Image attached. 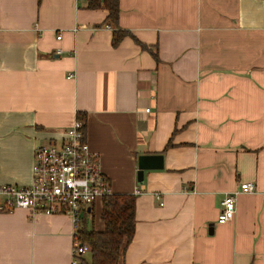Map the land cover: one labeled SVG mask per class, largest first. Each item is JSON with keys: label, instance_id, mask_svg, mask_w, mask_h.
Instances as JSON below:
<instances>
[{"label": "crops", "instance_id": "obj_1", "mask_svg": "<svg viewBox=\"0 0 264 264\" xmlns=\"http://www.w3.org/2000/svg\"><path fill=\"white\" fill-rule=\"evenodd\" d=\"M107 15L0 0V185L30 184L37 146L85 112L113 193L143 189L125 264H264V0H120L117 46ZM145 154L164 166L141 183ZM73 240L68 215L0 212V264H72Z\"/></svg>", "mask_w": 264, "mask_h": 264}, {"label": "built area", "instance_id": "obj_2", "mask_svg": "<svg viewBox=\"0 0 264 264\" xmlns=\"http://www.w3.org/2000/svg\"><path fill=\"white\" fill-rule=\"evenodd\" d=\"M61 37L60 33L58 38ZM142 190L137 187L134 194L139 195ZM255 192L254 182H243L238 191L226 194L218 221L226 223L234 218L238 194ZM112 193L99 153L92 150L84 123L77 118L60 137L37 146L30 184L0 185V212L26 209L33 215H68L74 228L72 264H79L81 255L89 251L78 237L83 213L87 212L91 218L92 206Z\"/></svg>", "mask_w": 264, "mask_h": 264}, {"label": "trees", "instance_id": "obj_3", "mask_svg": "<svg viewBox=\"0 0 264 264\" xmlns=\"http://www.w3.org/2000/svg\"><path fill=\"white\" fill-rule=\"evenodd\" d=\"M89 9H105L108 15L107 25L114 27L112 44L119 45L121 40L131 33L119 26L120 0H86ZM135 41L144 49L149 46ZM156 55L154 52H152ZM78 119L86 125L87 114L78 113ZM100 218L103 229H97L94 224L95 206H92V217L83 213L78 237L83 244H87L89 251L80 257L79 264H125V255L136 231L137 195L134 193H112L101 200Z\"/></svg>", "mask_w": 264, "mask_h": 264}, {"label": "water", "instance_id": "obj_4", "mask_svg": "<svg viewBox=\"0 0 264 264\" xmlns=\"http://www.w3.org/2000/svg\"><path fill=\"white\" fill-rule=\"evenodd\" d=\"M164 166L163 155L145 154L139 156L138 181L143 182L145 171L150 169H161ZM90 211V208H89Z\"/></svg>", "mask_w": 264, "mask_h": 264}, {"label": "rangeland", "instance_id": "obj_5", "mask_svg": "<svg viewBox=\"0 0 264 264\" xmlns=\"http://www.w3.org/2000/svg\"><path fill=\"white\" fill-rule=\"evenodd\" d=\"M100 209H101V204H98V206H96V208H95V220H96V222L99 219Z\"/></svg>", "mask_w": 264, "mask_h": 264}]
</instances>
